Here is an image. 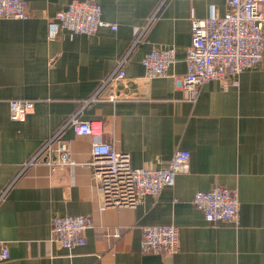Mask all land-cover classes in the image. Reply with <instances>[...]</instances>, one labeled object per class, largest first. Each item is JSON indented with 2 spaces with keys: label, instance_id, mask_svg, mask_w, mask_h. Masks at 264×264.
<instances>
[{
  "label": "crops",
  "instance_id": "crops-1",
  "mask_svg": "<svg viewBox=\"0 0 264 264\" xmlns=\"http://www.w3.org/2000/svg\"><path fill=\"white\" fill-rule=\"evenodd\" d=\"M72 1L25 0L27 20L0 18V250L10 254L0 264H264V57L196 94L176 84L187 72L192 21L223 16L226 0H78L99 4L116 29H61L50 39V23ZM160 48H174L175 62L148 79L142 60ZM125 58L116 91L130 100L86 103ZM21 99L35 109L13 121L9 102ZM72 118L98 122L103 142L134 168H164L186 150L189 169L135 208L103 209L87 166L94 140L76 134ZM57 134L73 164L56 166L53 148L29 165ZM215 186L236 190L237 224L208 223L194 206L197 192ZM68 215L91 219L85 246L53 240V220ZM154 225L178 228L176 254L142 252V230Z\"/></svg>",
  "mask_w": 264,
  "mask_h": 264
},
{
  "label": "built area",
  "instance_id": "built-area-1",
  "mask_svg": "<svg viewBox=\"0 0 264 264\" xmlns=\"http://www.w3.org/2000/svg\"><path fill=\"white\" fill-rule=\"evenodd\" d=\"M228 10L223 16H208L192 21L191 45L187 52L186 75L177 80V87L196 94L201 86L211 81L235 79L246 70L260 64L264 57V0H226ZM102 8L88 1H72L56 15L49 25V38H56L61 29L74 33L95 34L100 28L115 25L101 19ZM0 18L27 20L29 15L25 0H0ZM145 29L142 34L145 33ZM127 59L105 79L95 94L86 103H119L130 100L116 91L117 84L124 81ZM175 62L174 48L151 50L142 64L146 78L166 76ZM237 86L238 82H234ZM34 100L21 99L9 102L10 118L24 121L35 109ZM70 124L78 135L92 136L91 168L102 200V208H135L145 195L157 196L175 183L178 174L187 172L190 153L177 150L169 164L161 169L134 168L129 154L119 152L114 146L103 142L102 130L95 121L72 118ZM55 135L32 158L34 165L45 156L46 151L57 152L56 166L72 165L67 147ZM57 141V144L55 143ZM50 163V162H49ZM194 206L201 210L211 224H237L239 201L236 190L215 186L208 191H199L193 198ZM92 227L88 216L56 217L52 224L53 240L66 249L86 245V231ZM119 237V234H116ZM141 250L144 254L174 255L179 250V231L173 225L146 226L141 234ZM10 259L9 250L2 246L0 261Z\"/></svg>",
  "mask_w": 264,
  "mask_h": 264
}]
</instances>
